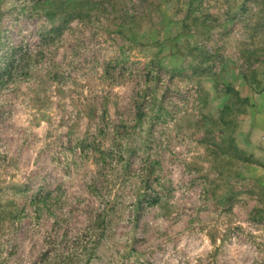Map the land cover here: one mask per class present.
Here are the masks:
<instances>
[{"label": "rangeland", "instance_id": "1", "mask_svg": "<svg viewBox=\"0 0 264 264\" xmlns=\"http://www.w3.org/2000/svg\"><path fill=\"white\" fill-rule=\"evenodd\" d=\"M76 1L0 0V264H264V0Z\"/></svg>", "mask_w": 264, "mask_h": 264}, {"label": "trees", "instance_id": "2", "mask_svg": "<svg viewBox=\"0 0 264 264\" xmlns=\"http://www.w3.org/2000/svg\"><path fill=\"white\" fill-rule=\"evenodd\" d=\"M58 2H60V0H45V4L48 6L47 7L48 9L56 8L58 6V4H59ZM71 3L78 5L80 8H84V7L90 8L93 4H96L92 0H79V1H76L75 3L74 2H71ZM61 4H65V3L62 2ZM66 6H69V4H66ZM243 8L245 9V6ZM76 16H78V15H76ZM79 18H81V17H79ZM54 31L55 32H60V29L57 28ZM1 57H3L1 59V61H3V63L0 64V82L3 83L4 79L8 78V77H6V75L10 76L11 75V71L18 70V65H20L21 61H23L24 57H23V55L21 53V50L19 48H13V49H11L10 53H5ZM244 78L250 84H257L258 83L257 78L253 77V79H250L252 77L248 76L245 71H244ZM8 79H11V77L8 78ZM222 94H224L226 96V100L228 101V104L226 103L227 105L225 104L223 106L222 111H221L222 121L226 123L224 118L226 116L230 115V110H231V107H230L231 105H229V102L230 101L233 102V100H237V101H239L242 104H244V103L248 104L249 103V99L248 98H245V99L243 98L242 99L240 97V93L238 91H236L233 88V86H231V84H228V83H226L224 85V90H223ZM232 105H233V103H232ZM241 113H243V111H241ZM231 149H232L231 152L233 154L235 153L237 155L238 153H241V156L243 155V152L239 151L237 148L234 147V148H231ZM243 160L247 161L248 159H247V157H245ZM154 202H157V201H154Z\"/></svg>", "mask_w": 264, "mask_h": 264}]
</instances>
